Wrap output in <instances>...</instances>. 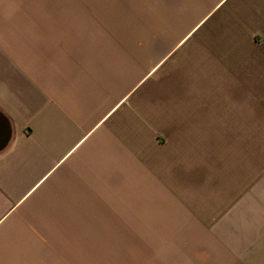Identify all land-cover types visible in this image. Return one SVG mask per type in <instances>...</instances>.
<instances>
[{
	"label": "crops",
	"instance_id": "obj_1",
	"mask_svg": "<svg viewBox=\"0 0 264 264\" xmlns=\"http://www.w3.org/2000/svg\"><path fill=\"white\" fill-rule=\"evenodd\" d=\"M0 264H264V0H0Z\"/></svg>",
	"mask_w": 264,
	"mask_h": 264
},
{
	"label": "water",
	"instance_id": "obj_2",
	"mask_svg": "<svg viewBox=\"0 0 264 264\" xmlns=\"http://www.w3.org/2000/svg\"><path fill=\"white\" fill-rule=\"evenodd\" d=\"M10 135V124L7 118L0 112V151L7 146L10 140Z\"/></svg>",
	"mask_w": 264,
	"mask_h": 264
}]
</instances>
